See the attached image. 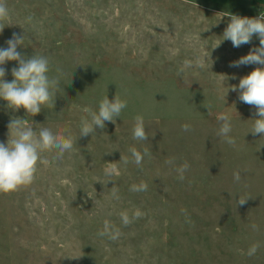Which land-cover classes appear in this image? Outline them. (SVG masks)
<instances>
[{"label":"rangeland","instance_id":"1","mask_svg":"<svg viewBox=\"0 0 264 264\" xmlns=\"http://www.w3.org/2000/svg\"><path fill=\"white\" fill-rule=\"evenodd\" d=\"M6 4L10 25L0 47L13 33L24 35L17 50L48 57L60 92L55 107L44 105L35 116L0 98V142L13 138L12 119L32 124L37 134L52 121L56 134L67 128L78 136L84 109L98 111L104 95L121 96L127 107L114 123L79 137L63 158L55 149L43 152L30 185L0 193V264H264V136L249 131L256 109L230 88L259 66L230 67L259 38L238 48L225 39L213 48L230 22L227 14L252 17L264 0ZM16 66L4 65L6 81ZM221 113L231 118L235 146L218 135ZM137 115L145 119L147 141L132 137ZM184 124L191 130L183 131ZM131 147L149 149L142 167L132 162ZM185 161L190 167L181 181L176 169ZM109 163L118 176L104 174ZM141 181L146 191H130ZM239 196L249 197L242 206ZM137 209L144 215L124 226L120 213ZM105 220L120 228L118 240L98 235ZM254 243L260 247L249 257Z\"/></svg>","mask_w":264,"mask_h":264},{"label":"clouds","instance_id":"2","mask_svg":"<svg viewBox=\"0 0 264 264\" xmlns=\"http://www.w3.org/2000/svg\"><path fill=\"white\" fill-rule=\"evenodd\" d=\"M9 15L6 0H0V33L3 32L6 25H10L5 23ZM227 15L230 16V22L222 34V39L213 48L218 47L225 39L230 40L233 47L238 48L244 44H250L253 36L259 38V46L253 47L246 55L233 61L230 67H240L249 64L259 66L255 67L247 75L242 76L238 85H231L230 88L232 91L238 92L240 102L256 109V117L249 131L253 135L264 136V13L256 17L240 16L232 13ZM32 19L33 17L30 15L26 17V22L30 23ZM23 40L24 35L13 33L12 37L6 41L7 47H0V98L7 101L9 108L19 110L22 107L28 115L35 116L42 111L44 105L55 107V97L57 92H60V79L59 76L52 77L49 75L51 64L48 57L44 55L28 57L17 50L18 47L23 45ZM8 61L18 62V66L11 69V74L14 77L11 82L5 80L7 70L4 65ZM186 66L191 67L192 65L186 62ZM200 66L202 67L203 65ZM56 71L59 73L61 70L56 69ZM183 72L184 68L182 67L177 75L182 76ZM233 78L235 77L233 76ZM228 90L229 88L227 92ZM205 106L209 107L208 105ZM126 107L127 101L122 99L121 96L116 94L115 98L110 100L107 94L104 95L99 102L98 111H93L91 108L84 109L87 116L81 118L78 136H74L71 129L67 128L60 134H56L53 130L56 126L52 121H48L46 126L41 127L37 134L32 124L25 123L22 118L12 119L8 128L9 130L11 129L13 138L8 139L7 143L0 142V193L14 192L23 186L30 185L34 180L37 164L43 152L55 149L57 158H63L66 152L72 151L74 143L79 137L92 135L96 132L97 127L104 129L106 122L114 123ZM217 119L222 122L218 135L223 136L227 144L235 146L236 141L230 135L232 132L230 116L221 113ZM182 130L190 131L191 126L184 124ZM132 137L136 141L148 140L146 122L143 115L135 117ZM129 152L132 162L138 167H142V162L146 156H151L147 147H144L142 151L137 150L136 147H131ZM121 159H123L124 164L129 163L127 158L121 157ZM166 163L171 164L173 160H168ZM189 167L190 165L185 161L176 169L179 174L178 178L181 181L184 180V173ZM104 174L108 177L118 176L117 165L109 163L104 169ZM233 176L234 180L239 182L240 171H235ZM147 188V183L141 181L139 184L132 185L130 191L139 193L146 191ZM112 197L117 200L120 198L117 188H113ZM248 198V196H239L238 204L244 205ZM182 211L186 214V210ZM143 215L137 209L131 216L128 212H121L120 219L124 226H128ZM252 227L255 229L256 225ZM98 235L107 237L111 241H116L121 236V231L120 228L110 221L105 220L103 229L98 232ZM259 247L258 243L252 244L248 249L247 255L249 257L254 256ZM69 257L79 258V256Z\"/></svg>","mask_w":264,"mask_h":264},{"label":"built area","instance_id":"3","mask_svg":"<svg viewBox=\"0 0 264 264\" xmlns=\"http://www.w3.org/2000/svg\"><path fill=\"white\" fill-rule=\"evenodd\" d=\"M261 13H264V8L262 10H260L259 12H257L254 16L252 17H256V16H259Z\"/></svg>","mask_w":264,"mask_h":264}]
</instances>
